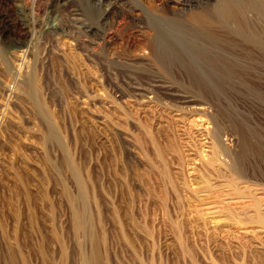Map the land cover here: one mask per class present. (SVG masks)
Segmentation results:
<instances>
[{
	"label": "rangeland",
	"instance_id": "obj_1",
	"mask_svg": "<svg viewBox=\"0 0 264 264\" xmlns=\"http://www.w3.org/2000/svg\"><path fill=\"white\" fill-rule=\"evenodd\" d=\"M239 6L0 0V264H264V6Z\"/></svg>",
	"mask_w": 264,
	"mask_h": 264
},
{
	"label": "bare ground",
	"instance_id": "obj_2",
	"mask_svg": "<svg viewBox=\"0 0 264 264\" xmlns=\"http://www.w3.org/2000/svg\"><path fill=\"white\" fill-rule=\"evenodd\" d=\"M239 1H240V6L239 7L241 9V7L246 4L247 0H239ZM257 1L259 3V7L262 8L264 6V0H257ZM186 4H188V3H186ZM222 4L226 5L224 2H222ZM227 13H231V7H229L228 5H226V9L224 11V14H227Z\"/></svg>",
	"mask_w": 264,
	"mask_h": 264
}]
</instances>
